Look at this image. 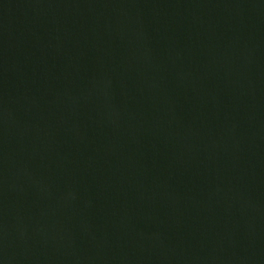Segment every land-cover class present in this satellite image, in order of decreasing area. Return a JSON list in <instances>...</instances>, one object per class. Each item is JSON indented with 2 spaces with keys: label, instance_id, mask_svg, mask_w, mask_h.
Here are the masks:
<instances>
[{
  "label": "water",
  "instance_id": "water-1",
  "mask_svg": "<svg viewBox=\"0 0 264 264\" xmlns=\"http://www.w3.org/2000/svg\"><path fill=\"white\" fill-rule=\"evenodd\" d=\"M0 264H264V0H0Z\"/></svg>",
  "mask_w": 264,
  "mask_h": 264
}]
</instances>
